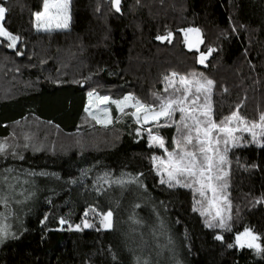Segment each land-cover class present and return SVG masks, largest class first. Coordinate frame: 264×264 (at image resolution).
Listing matches in <instances>:
<instances>
[{
    "label": "trees",
    "instance_id": "16d2710c",
    "mask_svg": "<svg viewBox=\"0 0 264 264\" xmlns=\"http://www.w3.org/2000/svg\"><path fill=\"white\" fill-rule=\"evenodd\" d=\"M43 4L0 0L8 9L4 27L20 37L15 48L0 38V143L28 120L52 131L42 147L33 138L15 139L14 150L0 153V174L46 183L1 240L0 264H264V250L229 247L250 229L264 249V147L244 137L242 146L228 145L231 230L210 228L209 216L193 210L198 194L194 199L191 189L162 184L153 160L167 153L150 146L146 129L176 151L181 113L170 127L138 124L134 108L120 111L112 103L131 96V103L155 104L174 92L166 77L198 72L214 82L216 123L234 112L258 121L264 114V0H120L119 11L113 0H70L69 26L47 31L35 21ZM187 29L200 30L204 66L183 43ZM168 33L170 41L157 39ZM209 49L215 51L208 55ZM89 93L109 97L107 127L89 114ZM29 133L42 135L41 129ZM117 178L123 186L111 197L114 189H105V181ZM109 211L106 228L101 220ZM160 223L171 239L159 245L148 231ZM161 245L172 252L164 254Z\"/></svg>",
    "mask_w": 264,
    "mask_h": 264
},
{
    "label": "snow or ice",
    "instance_id": "6c2138e0",
    "mask_svg": "<svg viewBox=\"0 0 264 264\" xmlns=\"http://www.w3.org/2000/svg\"><path fill=\"white\" fill-rule=\"evenodd\" d=\"M116 11L120 10V0H114ZM70 0H44L43 12L35 14V21L37 29L51 30L55 28H67L69 26ZM8 9L0 6V37L9 41L8 47L15 48L20 37L9 32L3 25V21ZM199 29L185 30L186 42L191 49L197 47L199 40ZM197 33V41L193 43L187 40L188 33ZM172 34L167 36H158L157 39L170 41ZM215 51L209 49L208 55ZM207 57L201 53L199 63L204 64ZM177 73H172L171 77H166L170 87L174 92L166 97H156L155 104H144L140 100H135L131 103V107L136 109L132 115L135 117L136 123L155 122L159 127H170L175 123L174 116L176 112L181 113V120L178 129L182 126L181 138L175 141L176 151L168 152L165 148L164 139L158 134L154 135L152 129H146L149 135L150 146H158L165 149L166 158L153 157L157 164V172L161 175L160 182L167 184L168 187H184L191 189L194 193V199L198 194L199 199H195L194 211H199L202 216H210L211 219L206 220V224L210 228H222L231 230L227 223L231 219L230 216L225 218L221 215L219 207L220 200L227 201V196L224 194L227 188L228 172L225 171V166L230 162L227 159L229 151L228 145L231 143L232 147L242 146L239 142L242 136L236 133L247 132L253 143L259 144L260 140L264 138V114L260 116L258 122H249L241 117L238 112H234L230 117H226L219 124L213 120L212 106L210 103L211 91L214 86L212 80H201L196 73L191 74V78L181 76L178 79L180 87H176L177 81L173 78L177 77ZM167 91V88L165 89ZM92 96V93H89ZM103 102H107L109 97H100ZM131 96L125 97L122 101H112L120 107V111L124 110V106H128V102L133 101ZM203 100V103H201ZM107 111V110H105ZM137 115V113H141ZM91 115V113H90ZM95 120L97 117L92 116ZM163 118L169 123L163 125L159 121ZM101 122V121H97ZM107 122H111L110 120ZM221 145L223 149L221 150ZM8 145L0 143V153L7 151ZM167 176V179L164 176ZM6 203V198L0 197ZM230 208V203L227 204ZM214 209V211H213ZM112 213L109 211L102 217L101 223L106 228L111 227ZM215 221V223H214ZM63 224L64 221L61 220ZM85 227H92L87 221L84 222ZM79 229V225L76 226ZM7 228L0 227V238L6 236ZM216 239L222 240L223 236L218 235ZM260 238L253 234L252 230L245 229L244 232L235 236V244L229 247L238 246L244 248H254L257 251L261 249V245L257 243ZM147 264V262H145Z\"/></svg>",
    "mask_w": 264,
    "mask_h": 264
},
{
    "label": "rangeland",
    "instance_id": "374dc122",
    "mask_svg": "<svg viewBox=\"0 0 264 264\" xmlns=\"http://www.w3.org/2000/svg\"><path fill=\"white\" fill-rule=\"evenodd\" d=\"M113 5H114V0H113ZM114 7H115V5H114ZM54 28L55 27H53L52 30H54ZM194 35L197 36V33L194 32ZM0 38H3V37H0ZM182 38H183V43L186 47L187 42H186L185 32H183ZM3 39H5V38H3ZM187 40H188V36H187ZM199 40L202 41L200 32H199ZM201 46H202V42L198 43L197 47L195 48V51L197 52V55H198L196 61H197L198 65L204 66L205 63L204 64L199 63V58H200V55L202 53V52H199ZM192 73H196L201 80L205 79V75L202 73H198V72H191L187 75L186 74L185 75H179L178 74V77L173 78L174 80L177 81L176 87H180V85L178 83L179 77L187 76V77L191 78ZM211 92H213V88H212ZM99 98L100 97H98L97 95H94V94H92L91 97L88 96L89 105H88L87 110H88L89 114L91 113V116L95 115L97 117L96 121H98V120L101 121V122H96L97 125L107 127L108 125H110V122H107L110 120L108 112L111 113L110 109L107 106L108 101L103 102ZM95 101L98 102V105L95 104ZM132 103H134V102H132ZM201 103H203V100H201ZM95 105H97V106L95 107ZM130 105H131V102H128V106H124V108H126V107L129 108V107H131ZM115 107L117 109L120 108L117 106V104H115ZM105 110H107V111H105ZM135 111H136V109H135ZM138 114L139 113H137V115ZM258 121H256V122H258ZM85 123H87L86 120H85ZM32 128H34L35 130L41 129L42 135L39 136L36 133H29ZM47 129L48 128L44 125H41V124H38L34 121L28 120V121L24 122L23 124L19 125L15 129V131H13V138L8 140L7 142H1V143H6L8 145L7 150L12 151L16 148V145H17V142L15 139H23L24 140V139L33 138L34 143L36 145H41V147H42L45 144L44 140H46L49 137L48 135H50L52 132V131H46ZM18 130H21V131L25 130V132H27V133H26V135H25V133L20 134V133H17ZM236 135L242 136V138L244 137L248 141H252L251 136L247 132H244V133L238 132V133H236ZM53 144L54 143H51V145H50L51 150H54ZM22 146L23 145H20V147H22ZM33 149L38 150V148H33ZM164 178L167 179V176L165 175ZM118 185L123 186V181L120 179L118 180V178L115 180L105 181V186H106L105 189H107V188H109V189L113 188L114 189V191L110 192L111 197L114 196L115 194H118ZM45 186H46L45 182H40L34 176H29L27 174H24V176L13 175L11 173L0 174V197L6 198V203L3 200H0V204L3 207L2 210H0V227H6L7 233H8L6 236H3L2 238H0V242H1V240L5 239L11 235V231H12L11 229L13 228V226L20 224L21 219H23V214L26 211H28V208H30L29 207L30 205L35 204V202H36L35 196L41 190V187L44 188ZM224 194L227 196L226 189H225ZM228 203H230V208H231L232 201L229 200L228 197H227V201H224L221 199L220 203H219V207L221 209V215L224 216L225 218H227V215H228V209H227ZM213 211H214V209H213ZM209 218L211 219L210 216H209ZM111 221H112V217H111ZM214 223H215V221H214ZM149 231H152V232H149ZM149 231H148V235H150L152 237L151 241L156 243V244L160 245L161 238L162 239L165 238V240H163V241L166 243L169 241V239H171V234L169 232V229H168L166 223H160L156 226V228L150 229ZM242 232H244V231H242ZM257 243H259V242L257 241ZM160 251L163 252L164 254L172 252L170 247H167L164 245L160 246Z\"/></svg>",
    "mask_w": 264,
    "mask_h": 264
},
{
    "label": "water",
    "instance_id": "95a60500",
    "mask_svg": "<svg viewBox=\"0 0 264 264\" xmlns=\"http://www.w3.org/2000/svg\"><path fill=\"white\" fill-rule=\"evenodd\" d=\"M188 41H191V42H193V43H196V41H197V36H195L194 35V32H190V33H188ZM189 50H192V49H194V48H196V47H193V48H189L188 47V43H187V46H186Z\"/></svg>",
    "mask_w": 264,
    "mask_h": 264
},
{
    "label": "crops",
    "instance_id": "0c3cea01",
    "mask_svg": "<svg viewBox=\"0 0 264 264\" xmlns=\"http://www.w3.org/2000/svg\"><path fill=\"white\" fill-rule=\"evenodd\" d=\"M44 31H46V30H44Z\"/></svg>",
    "mask_w": 264,
    "mask_h": 264
}]
</instances>
